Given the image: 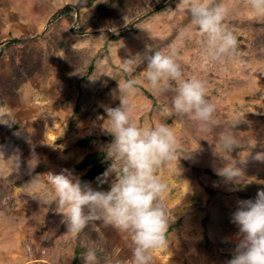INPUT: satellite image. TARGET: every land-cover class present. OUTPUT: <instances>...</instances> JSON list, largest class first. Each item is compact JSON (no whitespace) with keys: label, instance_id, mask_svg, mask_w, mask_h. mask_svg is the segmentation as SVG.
Wrapping results in <instances>:
<instances>
[{"label":"rangeland","instance_id":"rangeland-1","mask_svg":"<svg viewBox=\"0 0 264 264\" xmlns=\"http://www.w3.org/2000/svg\"><path fill=\"white\" fill-rule=\"evenodd\" d=\"M178 2L0 0V107L14 120L0 123V264H82L80 257L91 247L98 264H128L130 242L121 233L97 221L73 238L55 205L40 204L39 198L47 188L46 173L67 169L80 177L84 172L75 165L110 142L99 118L105 106L119 104L112 98L117 80H141L131 98L134 123L161 122L170 96L154 94L142 68L128 76L119 65L148 45L166 51L173 43L184 78L205 81L216 110L206 130L187 117L161 118L173 124L178 155L199 148L179 157L180 175L168 165L157 173L168 185L163 203L174 222L153 264H226L231 258L239 230L231 219L237 201L254 199L264 189V162L253 159L264 151V20L251 18L245 0H217L230 10L224 24L238 47L223 62H210L198 35L180 39L191 17ZM224 135L240 146L228 151ZM87 136L94 138L80 145ZM34 154L39 164L30 173L27 163ZM14 156L21 161L19 172ZM225 163L242 169L239 184L207 172L217 174ZM34 177L37 184L30 183Z\"/></svg>","mask_w":264,"mask_h":264},{"label":"clouds","instance_id":"clouds-1","mask_svg":"<svg viewBox=\"0 0 264 264\" xmlns=\"http://www.w3.org/2000/svg\"><path fill=\"white\" fill-rule=\"evenodd\" d=\"M245 2L252 19L264 20V0ZM177 7L191 17L189 28L180 34L181 40H190L193 35H198L210 62H223L235 54L237 37L224 24L230 11L224 3L217 0H179ZM193 28L198 31L193 33ZM178 51L175 43L166 51L153 50L148 45L142 54L122 60L119 65L128 76L142 68V79L150 90L154 94L170 96V107L160 110L161 122L155 127H141L134 123L131 98L136 95L141 80H117L112 98L119 100V104L105 106L106 115L99 118L102 120L99 127L112 139L102 149L104 159L110 163L96 177L98 187L93 188L90 182L82 181L67 169L58 174L48 172L47 188L39 198L40 204L55 205V211L62 216L61 223L66 225V232L73 238L97 221L121 233L130 242L131 259L128 264H153L154 251L166 246V233L170 221H174L163 203L168 185L157 173L168 165L169 171L180 175L179 157H187L199 148L181 150L188 154L178 155L173 124L164 123L161 118L174 116V121H177L187 117L198 122L201 130H206L216 110L215 104L207 98L206 82L196 77L184 78ZM5 116L9 118L5 119ZM0 123H14L2 107ZM221 140L230 152L240 146L230 135L222 136ZM253 159L264 162V151L257 152ZM12 163L15 171L19 172V156H14ZM38 164L39 159L34 154L27 163L29 172L34 171ZM217 174L233 184H239L244 177L237 164L229 167L225 163ZM30 183L38 182L34 177ZM104 184L109 185L107 190H103ZM237 205L231 219L239 230L235 234L232 256L226 264H264V189H259L254 199L238 200ZM80 258L82 264H98L94 247Z\"/></svg>","mask_w":264,"mask_h":264},{"label":"trees","instance_id":"trees-1","mask_svg":"<svg viewBox=\"0 0 264 264\" xmlns=\"http://www.w3.org/2000/svg\"><path fill=\"white\" fill-rule=\"evenodd\" d=\"M111 39H117L115 36H111ZM93 66H90L88 70V75L91 73ZM93 136H87L80 139L79 144L82 146H87L93 139ZM105 139L111 140V136L105 137ZM110 162L104 159L103 150L92 151L88 153L82 160H80L76 165L75 169L84 172L80 175V179L84 182H95L96 188L98 187L96 182V177L104 172L108 167ZM216 178H221L218 174H213L211 171H207ZM107 184L102 185L104 189ZM169 230H167L166 237L168 236Z\"/></svg>","mask_w":264,"mask_h":264},{"label":"water","instance_id":"water-1","mask_svg":"<svg viewBox=\"0 0 264 264\" xmlns=\"http://www.w3.org/2000/svg\"><path fill=\"white\" fill-rule=\"evenodd\" d=\"M78 17V16H77ZM2 44V43H1ZM1 44H0V46H1Z\"/></svg>","mask_w":264,"mask_h":264}]
</instances>
